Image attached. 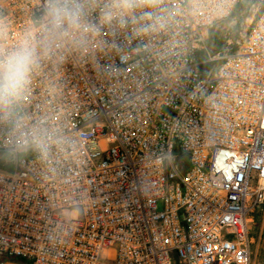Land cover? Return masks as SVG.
<instances>
[{"label":"built area","instance_id":"2783aa9c","mask_svg":"<svg viewBox=\"0 0 264 264\" xmlns=\"http://www.w3.org/2000/svg\"><path fill=\"white\" fill-rule=\"evenodd\" d=\"M45 0H0V47ZM239 0H160L169 28L41 62L0 124V264H250L264 212V6L234 51L206 33Z\"/></svg>","mask_w":264,"mask_h":264},{"label":"clouds","instance_id":"9594fccd","mask_svg":"<svg viewBox=\"0 0 264 264\" xmlns=\"http://www.w3.org/2000/svg\"><path fill=\"white\" fill-rule=\"evenodd\" d=\"M160 0H45L35 30L12 48L0 47V124L11 127L23 141H36V129H28L17 113L22 94L41 62L49 56L62 58L65 51L87 53L93 43L103 45L105 29L113 34L131 30L137 37L151 36L169 28V17Z\"/></svg>","mask_w":264,"mask_h":264},{"label":"rangeland","instance_id":"374dc122","mask_svg":"<svg viewBox=\"0 0 264 264\" xmlns=\"http://www.w3.org/2000/svg\"><path fill=\"white\" fill-rule=\"evenodd\" d=\"M263 6L264 0H239L228 19L207 31L206 47L220 54L236 50L242 44L248 28ZM10 158V154L0 156L2 160ZM249 236L251 239L250 264H264L263 211L253 213L249 224Z\"/></svg>","mask_w":264,"mask_h":264},{"label":"trees","instance_id":"16d2710c","mask_svg":"<svg viewBox=\"0 0 264 264\" xmlns=\"http://www.w3.org/2000/svg\"><path fill=\"white\" fill-rule=\"evenodd\" d=\"M6 160H2V159H0V168H4V169H9L10 167L9 166H5L4 165V162H5Z\"/></svg>","mask_w":264,"mask_h":264}]
</instances>
